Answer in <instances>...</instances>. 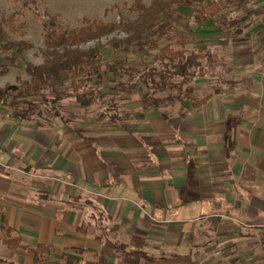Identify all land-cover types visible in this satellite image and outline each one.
Instances as JSON below:
<instances>
[{
  "label": "crops",
  "instance_id": "crops-1",
  "mask_svg": "<svg viewBox=\"0 0 264 264\" xmlns=\"http://www.w3.org/2000/svg\"><path fill=\"white\" fill-rule=\"evenodd\" d=\"M250 37L221 79L193 76L158 107L134 104V119L43 123L0 102V264H209L224 249L253 263L264 251V47ZM37 245L50 252L34 261Z\"/></svg>",
  "mask_w": 264,
  "mask_h": 264
},
{
  "label": "rangeland",
  "instance_id": "rangeland-1",
  "mask_svg": "<svg viewBox=\"0 0 264 264\" xmlns=\"http://www.w3.org/2000/svg\"><path fill=\"white\" fill-rule=\"evenodd\" d=\"M25 1L26 0H0V12L6 18L15 14L17 22L14 26L21 27L15 31H8L10 39L24 40L31 44V46L25 49L21 54L15 52L0 53V85L3 88L8 84L18 85L20 81L29 79V76L24 70L25 63L37 65L43 62L44 22H48L49 17L55 18L56 22L64 27L74 28L83 25V18L100 20L105 23H118L120 21L132 22L138 16V11L133 8L135 0H36L35 4H25ZM139 1L144 6H149L152 2V0ZM203 1L205 3L209 2V0ZM195 9L196 8L182 9L178 22H173L175 29L170 32L171 42L174 45L185 42L183 48L186 53L198 49H203L207 51V53L211 52L210 56L212 62L209 64L203 61L201 67L192 68L189 73L191 74L190 80L189 76L186 78L182 76L173 78L172 80L174 83L179 84L180 88L165 91L166 93H156V97H163L168 93L176 94L183 91L184 88L189 85L188 82H191L192 79L199 74L208 76V79H211V81L216 80L217 77H223V73L228 66L229 55L234 52L232 46L242 38L248 39L251 36L250 39L252 41L250 49L258 50L256 45L258 39L262 38V32L264 30V0H224L222 11L214 18L208 19L204 23L195 19ZM215 18H224L227 23L224 24L222 23L223 21L214 22ZM240 28L243 30L241 33L239 30ZM248 31H250L251 34H248ZM253 32L254 34H252ZM180 36H182L184 40H180ZM123 37H126V34L122 30L116 29L109 36L101 38L100 42L106 43L112 38L121 39ZM151 39H155V36ZM212 39L215 40L211 41L213 43L210 44V40ZM224 42H228L227 46H222ZM260 42L262 44V41ZM157 43L163 45L165 44V40H160ZM93 45L94 42H88L82 47L87 48ZM204 46L207 48L205 49ZM136 49V47L130 46L126 53H120L121 58L128 65L126 73H113L106 76L102 87V91L105 95L102 100L97 101L88 108H81L78 112L71 104L76 102L73 96L74 92H81L87 90L89 87H93L92 82H86L83 79L73 80L75 87L72 89L73 92L70 91L71 89L65 90L66 87L70 86L72 80H67L64 83V87L61 88V91L64 90L63 93L67 96L63 99V102L66 103L63 110L59 109L58 106V103L61 101L43 103L40 97L35 98V101L41 102V109L44 110L50 109L51 106L55 105V107H57L56 110H58L64 119H70L72 116H75L78 118V122L81 125L87 124L84 120L89 118L95 119L101 123L107 121L104 120L105 117H107V119L136 118V112L139 110H134L136 108H134L133 105L136 103L144 106L149 105V99L144 97L145 93L149 90L142 81L147 74V70L154 65L153 55L156 52V50H150L148 55H144L142 51L139 52ZM208 49L210 52H208ZM242 51L245 52V50ZM260 51V53H264V48ZM237 52L238 51H235L234 53ZM251 52L254 53V51ZM113 56L114 51L112 47L107 46L102 49V60H109ZM180 72L181 68L178 69V73ZM147 83H149V79ZM220 85L223 86L224 84L220 83ZM114 88L118 89V93L112 92ZM41 93L46 96L47 101L54 96L49 88H46ZM201 94L204 93L202 92ZM120 107H123L125 110H120ZM36 113L37 112L31 115L33 120L44 123L45 121L50 122L54 112L53 109L50 111L47 110V112L43 111L41 116L36 115ZM102 113H104V115H102ZM202 239H204L203 241L206 240L205 238ZM222 240L221 238H218V240L213 238L211 243L217 245L218 241L220 242ZM259 248H256L258 251H261L259 252L260 255L257 254V257L262 256V253H264V251L262 252L263 249ZM223 251L225 254L227 250L224 249ZM224 254H212L207 260L209 264H264L263 259L259 260L254 256L251 258L253 263H250L249 258L241 259L244 255L240 256L239 252L240 258L238 261L229 262L230 259L236 257V255L227 254L224 256ZM201 264H206L205 260H202Z\"/></svg>",
  "mask_w": 264,
  "mask_h": 264
},
{
  "label": "trees",
  "instance_id": "trees-1",
  "mask_svg": "<svg viewBox=\"0 0 264 264\" xmlns=\"http://www.w3.org/2000/svg\"><path fill=\"white\" fill-rule=\"evenodd\" d=\"M28 3L35 4L36 0H26L25 4ZM223 6L224 0H209L208 3L203 0H152L149 6H144L139 0H135L133 8L138 11V16L132 22L105 23L83 18V25L74 28L64 27L57 23L55 18L49 17L48 22H44L43 62L37 65L25 63L24 70L29 79L20 81L18 85L8 84L0 88V102L9 98L19 118H29L35 112H37L36 115L41 116L43 111L52 109L54 112L52 116H57L59 112L55 105L50 109H41L42 103L36 102L35 98L40 97L43 103L60 102L67 96L63 93L64 90L61 91L64 83L72 80L65 90L71 89L70 91L73 92V80L83 79L86 82H92L93 87L74 92L73 96L76 103L86 109L102 100L105 95L102 87L106 76L113 73H126L128 65L121 58L120 53L124 54L130 46H134L144 55H148L150 50H156L153 55L154 65L147 70L142 82L149 90L144 95L149 99V105L158 107L172 100L173 97L169 93L163 97H156V93H166L165 91L180 88L179 84L172 80L179 75L178 69L181 68L180 76L186 78L191 75L190 70L201 67L203 61L209 64L212 62L210 54L203 49L186 53L183 48L185 42L176 45L171 42L170 32L175 29L173 22H178L183 8H196L195 19L204 23L220 13ZM219 21L227 23L224 18L214 19V22ZM16 22L15 14L6 18L0 12V53L21 54L31 46L24 40L10 39L8 31L21 28L14 26ZM116 29L122 30L126 37L112 38L106 43L100 42L101 38L109 36ZM153 36L155 39H151ZM160 40H165V44L159 45L157 42ZM180 40L184 38L180 36ZM261 41L264 44V30ZM88 42H94V45L82 47ZM107 46L112 47L114 56L109 60H102L101 51ZM148 79L149 83H147ZM46 88H49L54 95L48 101L41 93ZM112 90L113 93H118V89ZM207 99L208 95L200 99H191V103L193 107H199ZM4 231L9 233L10 229L4 227ZM5 243L10 248L18 246L17 241L13 240L6 239ZM28 251L34 254V261H39L50 252V246L37 245L29 247ZM143 257L146 261L147 258H151L145 255Z\"/></svg>",
  "mask_w": 264,
  "mask_h": 264
}]
</instances>
